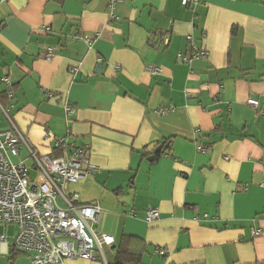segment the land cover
I'll list each match as a JSON object with an SVG mask.
<instances>
[{
    "label": "crops",
    "instance_id": "crops-1",
    "mask_svg": "<svg viewBox=\"0 0 264 264\" xmlns=\"http://www.w3.org/2000/svg\"><path fill=\"white\" fill-rule=\"evenodd\" d=\"M113 1L0 0V105L38 155L60 154L57 137L89 146L98 170L68 188L100 202L115 251L126 235L139 264H264V0ZM193 43L206 55L181 61Z\"/></svg>",
    "mask_w": 264,
    "mask_h": 264
},
{
    "label": "built area",
    "instance_id": "built-area-1",
    "mask_svg": "<svg viewBox=\"0 0 264 264\" xmlns=\"http://www.w3.org/2000/svg\"><path fill=\"white\" fill-rule=\"evenodd\" d=\"M197 2L199 0H183L185 5ZM116 5V0L111 3L112 14ZM188 39L192 40V36ZM85 40L91 42L89 37ZM192 48L191 55L179 54L181 61L188 63L206 55V51L194 43ZM54 51L52 47L47 48L45 58L50 60ZM148 68L153 74L161 72L158 66ZM2 82L12 100L11 80L4 76ZM249 103L255 108L259 106L256 99H250ZM0 107L11 123L10 128L0 131V259L15 249L29 255L32 264H57L74 258L108 264L109 254L115 252V238L95 228L102 211L100 202H82L79 192L68 188L69 184L98 170L89 160V146L77 144L67 137H57L52 141V152L56 150L60 154L38 155L10 116L13 103L9 107ZM68 110L74 113V108L68 107ZM170 110L165 107L159 112L168 113ZM23 148L27 150L31 163L19 158ZM199 149L205 150L202 145ZM159 217L158 208L146 210L148 222ZM10 227L15 228L11 236ZM261 234L260 228L252 229L253 237ZM156 252L162 256L167 254L160 246Z\"/></svg>",
    "mask_w": 264,
    "mask_h": 264
},
{
    "label": "trees",
    "instance_id": "trees-1",
    "mask_svg": "<svg viewBox=\"0 0 264 264\" xmlns=\"http://www.w3.org/2000/svg\"><path fill=\"white\" fill-rule=\"evenodd\" d=\"M129 236L124 235L114 254H109L108 264H139L141 254L131 250Z\"/></svg>",
    "mask_w": 264,
    "mask_h": 264
},
{
    "label": "water",
    "instance_id": "water-1",
    "mask_svg": "<svg viewBox=\"0 0 264 264\" xmlns=\"http://www.w3.org/2000/svg\"><path fill=\"white\" fill-rule=\"evenodd\" d=\"M153 149L155 150V152H159V151H162L163 150V143H161L159 146L157 144H152L150 147H149V153H151L153 151ZM156 156L153 155L151 159H155Z\"/></svg>",
    "mask_w": 264,
    "mask_h": 264
},
{
    "label": "rangeland",
    "instance_id": "rangeland-1",
    "mask_svg": "<svg viewBox=\"0 0 264 264\" xmlns=\"http://www.w3.org/2000/svg\"><path fill=\"white\" fill-rule=\"evenodd\" d=\"M9 235H13V233L15 232V228L14 227H10L9 229ZM6 260H4L3 262H5Z\"/></svg>",
    "mask_w": 264,
    "mask_h": 264
}]
</instances>
